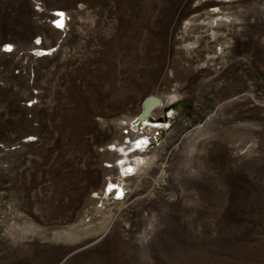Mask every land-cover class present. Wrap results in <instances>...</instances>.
<instances>
[{"label":"rangeland","instance_id":"374dc122","mask_svg":"<svg viewBox=\"0 0 264 264\" xmlns=\"http://www.w3.org/2000/svg\"><path fill=\"white\" fill-rule=\"evenodd\" d=\"M0 264H264V0H0Z\"/></svg>","mask_w":264,"mask_h":264},{"label":"bare ground","instance_id":"6f19581e","mask_svg":"<svg viewBox=\"0 0 264 264\" xmlns=\"http://www.w3.org/2000/svg\"><path fill=\"white\" fill-rule=\"evenodd\" d=\"M204 1L207 2L208 0H202V2H204ZM233 1L235 2L236 0H233ZM214 15H215L214 13L208 14V16H207L208 19H204L200 23L205 25L206 28H208L211 31V36L213 37V39H215V38L217 39L219 34H218V32H216L215 28L217 26L219 27V26H223V25L228 26L230 24V21H235L233 19L235 17H233L232 14H227V13H223V12L218 14L217 16L215 15V17H214ZM199 16L200 15H196V16H194L193 18H191L190 20H188L186 22V26H185L186 27V30H185L186 33H188L193 26L198 25V23H196V22L198 21L197 18ZM60 24H61L60 27H62L64 25L62 20H61ZM218 27H217V29H218ZM190 45L193 46L194 44L192 43ZM195 46H196V44H195ZM152 96L156 97L159 100V103H157L156 107L152 111H150V114H149V116L147 118L153 116V112L156 109L160 108L161 106L172 104V103L176 102L177 100H179V96L176 95V94L163 96V97L162 96H156V95H152ZM143 107H145V106H143ZM147 121L145 123H147ZM152 144L154 146L157 145L156 143H151L148 140L147 137H141L140 139H138L137 141H135L133 143V145L131 146V148L129 150H131V151H133V150H137V151L142 150V152H143V149H146V148H148L150 146H153ZM126 147H127V145H126ZM129 147H130V145H129ZM130 161H131L130 158L127 159V162H130ZM133 161H135V163H134L135 165L134 166L127 167L126 164H125V165H123V170L126 171V172L135 170V171H137L136 174H138V173L141 174L143 171H145L147 169V167L150 164V159H148V158H137L136 160L134 159ZM130 174H131V172H130ZM119 193L123 194L122 188H119Z\"/></svg>","mask_w":264,"mask_h":264},{"label":"water","instance_id":"95a60500","mask_svg":"<svg viewBox=\"0 0 264 264\" xmlns=\"http://www.w3.org/2000/svg\"><path fill=\"white\" fill-rule=\"evenodd\" d=\"M157 103H159V100L156 97L154 96L148 97L143 104V106L145 107H143V112L140 116V119L141 120L147 119V117L150 114V111H152L156 107Z\"/></svg>","mask_w":264,"mask_h":264},{"label":"built area","instance_id":"2783aa9c","mask_svg":"<svg viewBox=\"0 0 264 264\" xmlns=\"http://www.w3.org/2000/svg\"><path fill=\"white\" fill-rule=\"evenodd\" d=\"M57 16L59 17L55 22H54V25H56L57 27H60V23H61V20H62V22H63V24H64V19H63V13H57Z\"/></svg>","mask_w":264,"mask_h":264}]
</instances>
